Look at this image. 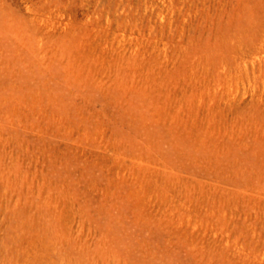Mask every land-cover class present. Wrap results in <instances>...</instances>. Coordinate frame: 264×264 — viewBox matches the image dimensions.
Here are the masks:
<instances>
[{
  "label": "rangeland",
  "instance_id": "obj_1",
  "mask_svg": "<svg viewBox=\"0 0 264 264\" xmlns=\"http://www.w3.org/2000/svg\"><path fill=\"white\" fill-rule=\"evenodd\" d=\"M0 264H264V0H0Z\"/></svg>",
  "mask_w": 264,
  "mask_h": 264
}]
</instances>
